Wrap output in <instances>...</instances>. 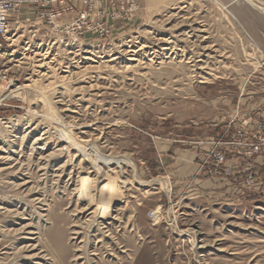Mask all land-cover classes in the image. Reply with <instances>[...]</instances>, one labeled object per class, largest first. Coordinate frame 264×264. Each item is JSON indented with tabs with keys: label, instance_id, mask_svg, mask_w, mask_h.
I'll return each mask as SVG.
<instances>
[{
	"label": "rangeland",
	"instance_id": "1",
	"mask_svg": "<svg viewBox=\"0 0 264 264\" xmlns=\"http://www.w3.org/2000/svg\"><path fill=\"white\" fill-rule=\"evenodd\" d=\"M99 10L59 33L22 0L0 35V92L30 85L0 99V264H264V0ZM65 132L133 164L106 218Z\"/></svg>",
	"mask_w": 264,
	"mask_h": 264
},
{
	"label": "bare ground",
	"instance_id": "2",
	"mask_svg": "<svg viewBox=\"0 0 264 264\" xmlns=\"http://www.w3.org/2000/svg\"><path fill=\"white\" fill-rule=\"evenodd\" d=\"M145 43V42H144ZM25 50V49H24ZM41 50V49H40ZM140 50V49H138ZM137 50V52H139ZM13 51V50H12ZM50 51V50H49ZM87 51V50H85ZM91 51V50H89ZM33 52V51H32ZM45 52V51H44ZM48 51H46L44 53L47 54ZM91 53V52H90ZM134 53H135V50H134ZM27 54V53H26ZM49 54V53H48ZM79 54V53H78ZM97 54V52H96ZM96 54L94 55L96 57ZM92 55V54H91ZM135 55V54H134ZM38 56V55H37ZM86 56V55H85ZM93 56V55H92ZM45 57V56H44ZM98 57V56H97ZM92 58V57H91ZM91 58H90V61H91ZM100 58V57H99ZM113 58V57H112ZM168 58V57H167ZM88 59V58H87ZM134 59V58H132ZM150 60V59H149ZM262 60H264V55L262 56ZM88 61V60H87ZM93 61V60H92ZM42 63V62H41ZM87 63V62H86ZM84 64V63H83ZM27 86H30L29 84H26V85H19V86H16L14 88H12L13 86L11 84H8L5 86V88L0 92V99L1 98H6L8 97L9 95L11 94H17L20 90H22L23 88L27 87ZM3 100V99H2ZM6 127H9V126H6ZM11 133V132H10ZM66 133V143H70L71 145H73V149H77L78 153H83V156L84 157H92V163H93V166L98 174V178L97 180H93L92 178H89L87 175L83 176L80 178V187H79V191H80V196L83 194L85 196L88 197V203L89 202H93L95 203L94 201H96L95 199V195H97V193L99 192L100 194H102V191L104 192V189L107 191V195H105V198L103 197V195L105 193H103L100 198L101 200L105 199L106 201H101L100 203L101 204H97L98 206L95 207L96 210H95V215H96V218H95V221L97 220V218H106V216L112 211L111 209V205L113 204L114 202V199L115 197L118 199L117 197V193L119 191V187H118V184H115L116 179L112 181V183L110 185H102L100 186L99 183L102 182V179L104 178L103 176L104 173H103V168H107L108 170H111V167L110 165L112 164H115L117 165V167H122V165L124 164H130V165H133L132 162L130 160H127V159H120V158H117V157H114V156H109V155H104V154H100L96 148L94 146H90V148L88 149L86 143L84 144V142L82 141H79V140H76L73 136L69 135L67 132ZM22 137V136H20ZM24 138V137H23ZM47 138V137H46ZM39 140V138L37 139ZM88 140V139H87ZM40 141V140H39ZM48 142V141H47ZM89 142V141H88ZM83 143V145H82ZM70 145V146H71ZM69 146V145H68ZM92 149V150H91ZM40 150V149H39ZM92 151V153H89L88 151ZM0 158L1 159H7L8 156L7 155H4L3 153H7V151H4L3 149V146H0ZM69 152V151H68ZM3 154V155H1ZM42 160V159H41ZM103 167V168H102ZM6 167L5 166H0V171H2L3 169H5ZM41 171V170H40ZM111 172V171H110ZM25 175V174H24ZM24 177V176H23ZM43 179V178H42ZM112 179V178H111ZM127 183L129 182L128 180L125 181L124 179V183ZM156 182V181H155ZM159 185H161L162 188H165V183L162 181V180H158L157 181ZM140 183H145V182H140ZM115 184V185H114ZM23 186V185H22ZM90 186H92V188L90 189V192L88 191V189L90 188ZM124 186V185H123ZM94 191V193L92 192ZM105 191V192H106ZM121 191V190H120ZM119 191V192H120ZM99 195V194H98ZM13 199V198H12ZM84 200V199H83ZM99 202V201H97ZM43 208V207H42ZM87 208V207H86ZM0 209H4L3 206L0 205ZM34 211V210H33ZM94 211V210H93ZM157 212V211H156ZM159 213V212H158ZM157 213V214H158ZM29 215V214H28ZM110 215V214H109ZM13 216V215H12ZM158 218H159V214L157 215ZM42 217V216H41ZM113 217V216H112ZM109 219V218H108ZM32 220V219H31ZM89 221V220H88ZM110 221V220H109ZM90 222V221H89ZM19 224V223H18ZM98 224V223H96ZM104 224V223H103ZM112 224V222L110 223ZM94 223H92L89 227H93ZM109 225V224H108ZM29 226V225H28ZM110 226V225H109ZM27 227V226H26ZM38 229V228H37ZM89 229V228H88ZM87 229V230H88ZM99 229V228H98ZM25 233V232H24ZM37 233V232H36ZM103 233V232H102ZM110 234V233H109ZM82 245V244H81ZM85 257V256H84ZM41 258V257H40ZM82 258V257H81ZM87 260V259H85ZM37 263V262H36ZM84 263V262H83Z\"/></svg>",
	"mask_w": 264,
	"mask_h": 264
},
{
	"label": "built area",
	"instance_id": "3",
	"mask_svg": "<svg viewBox=\"0 0 264 264\" xmlns=\"http://www.w3.org/2000/svg\"><path fill=\"white\" fill-rule=\"evenodd\" d=\"M36 3L41 20L49 21L57 32H75V26L86 25V20L90 19V12L99 10V6L108 0H31ZM81 2L86 8H75V2ZM111 1V0H110ZM22 0H0V35L4 36L8 31L9 18L19 9ZM122 4V3H121ZM74 5V6H73ZM121 6V5H120ZM122 7V6H121ZM74 13V14H73ZM99 14V13H98ZM119 15L114 17H118ZM72 21V22H71ZM74 28V29H73ZM155 210H150L148 216L152 220L158 218Z\"/></svg>",
	"mask_w": 264,
	"mask_h": 264
}]
</instances>
